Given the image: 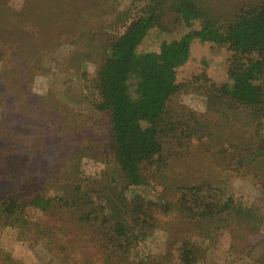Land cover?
Returning a JSON list of instances; mask_svg holds the SVG:
<instances>
[{"label":"rangeland","instance_id":"374dc122","mask_svg":"<svg viewBox=\"0 0 264 264\" xmlns=\"http://www.w3.org/2000/svg\"><path fill=\"white\" fill-rule=\"evenodd\" d=\"M193 1L226 30L264 0ZM150 2L0 0V264H264V120L205 102L231 82L229 45L192 41L167 104L175 136L166 117L138 184L115 159L97 68ZM173 2L138 52L200 27Z\"/></svg>","mask_w":264,"mask_h":264},{"label":"trees","instance_id":"16d2710c","mask_svg":"<svg viewBox=\"0 0 264 264\" xmlns=\"http://www.w3.org/2000/svg\"><path fill=\"white\" fill-rule=\"evenodd\" d=\"M162 1L151 0L110 42L98 65L94 85L98 90L95 106L109 115L113 154L132 184L141 179V164L160 154L162 147L156 133L166 117L165 138L173 133L175 136L176 123L173 116H168L167 104L180 87L177 68L189 59L195 37L229 45L233 51L228 69L231 82L218 88L219 96L211 94L205 100L207 107L218 111L224 101L231 100L251 108L260 123L264 120V1L243 8L235 23L221 30L193 0H175L172 6L185 25L193 27L199 20L200 27L163 41L159 51L138 52L148 31L160 23ZM133 77L134 96L129 92Z\"/></svg>","mask_w":264,"mask_h":264}]
</instances>
